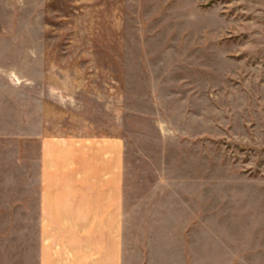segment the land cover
<instances>
[{
  "label": "rangeland",
  "instance_id": "374dc122",
  "mask_svg": "<svg viewBox=\"0 0 264 264\" xmlns=\"http://www.w3.org/2000/svg\"><path fill=\"white\" fill-rule=\"evenodd\" d=\"M37 95L125 137L128 264H264V0H0V180Z\"/></svg>",
  "mask_w": 264,
  "mask_h": 264
},
{
  "label": "crops",
  "instance_id": "0c3cea01",
  "mask_svg": "<svg viewBox=\"0 0 264 264\" xmlns=\"http://www.w3.org/2000/svg\"><path fill=\"white\" fill-rule=\"evenodd\" d=\"M53 96L30 100L22 178L0 180V218L23 234L21 260L3 264H128L125 137L61 130Z\"/></svg>",
  "mask_w": 264,
  "mask_h": 264
}]
</instances>
